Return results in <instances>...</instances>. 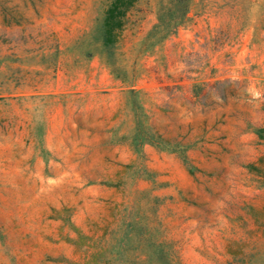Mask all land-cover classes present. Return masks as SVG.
<instances>
[{
	"label": "rangeland",
	"instance_id": "rangeland-1",
	"mask_svg": "<svg viewBox=\"0 0 264 264\" xmlns=\"http://www.w3.org/2000/svg\"><path fill=\"white\" fill-rule=\"evenodd\" d=\"M111 1L0 0V264H264V0Z\"/></svg>",
	"mask_w": 264,
	"mask_h": 264
},
{
	"label": "trees",
	"instance_id": "trees-1",
	"mask_svg": "<svg viewBox=\"0 0 264 264\" xmlns=\"http://www.w3.org/2000/svg\"><path fill=\"white\" fill-rule=\"evenodd\" d=\"M133 0H112L109 8L105 11L104 18L101 23L104 36L102 41L104 44L112 42V37L115 35V31L122 27V18L125 12L132 6ZM264 245V242L261 244ZM258 251L251 254L252 256H258Z\"/></svg>",
	"mask_w": 264,
	"mask_h": 264
}]
</instances>
